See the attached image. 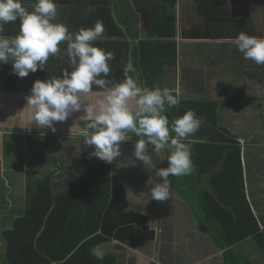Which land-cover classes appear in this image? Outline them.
Wrapping results in <instances>:
<instances>
[{
	"label": "crops",
	"instance_id": "1",
	"mask_svg": "<svg viewBox=\"0 0 264 264\" xmlns=\"http://www.w3.org/2000/svg\"><path fill=\"white\" fill-rule=\"evenodd\" d=\"M35 2L36 0H22L23 6L29 10H32ZM55 2L57 22L67 25L72 33L78 32L81 28H92L98 20L103 22L104 35L93 43L94 46L112 52L115 56L109 61L112 73L110 72L107 77L103 74L100 77L110 81V86L124 80L125 68L131 63L134 72L130 74L138 76L141 86L167 87L176 93L180 117L191 109L203 118L201 128L189 137L196 140L187 141L192 147V160L198 173V181L208 184L219 200L234 210L238 227L247 235L243 242L233 246L238 258L245 263L264 264V65L244 59L232 39L241 31L250 36L264 38V6L261 5L264 0H55ZM173 15L176 19V30L174 29V36H169L166 34L168 26L166 20H171ZM169 27L168 32H173L171 26ZM3 28L0 35L15 36L19 32L20 22L19 20L9 22ZM163 32L165 35L161 34ZM66 47V43L62 42L60 48ZM142 52L150 57L147 64L152 63L149 77L143 79L139 77L133 63L135 59L139 60ZM55 56H50L44 69L45 77L42 74L41 81L55 77V69H58L61 60L68 64L71 71L73 70L63 51ZM174 59L175 64L172 62ZM113 61H116L114 64L118 68H113L114 65L111 64ZM0 68V76H4L11 72L12 64L11 62L0 64ZM49 68L51 74H48ZM35 81L36 79L28 80L27 77L17 81L3 79V82H12L7 89L2 88L3 91H0L3 95V98L0 96V100L9 118L19 122L18 107L23 104V98L27 102L33 87L28 85H33ZM103 91L93 90L95 95H84L81 100L83 103H93L98 107L99 102L104 99ZM5 95H11L13 100L11 104H6ZM17 95H20L21 100H18ZM86 98L90 99L86 101ZM96 99H99L98 102ZM129 106L138 110L135 99L129 101ZM75 114L85 113L81 110ZM87 121L80 125L81 129L85 130ZM0 131L16 133V125L5 127L0 121ZM223 131L229 132L232 139H235V145L224 149L222 143L215 141L221 138ZM58 141L61 144L62 139L58 138ZM129 141L136 143L137 139L132 137L124 144ZM3 143L5 149L0 147V186L6 192L9 207L14 206V203L20 205L23 202L22 194L27 198V215L17 220L26 217L30 221L41 223L42 216L33 215L35 211L40 210L46 212L43 216V227L52 216L55 223L56 221L61 223L53 224L54 226L80 227L83 203L81 185L76 184L63 196L56 198L48 195L46 189L44 194L48 201L44 204L45 201L42 199L39 204L36 201L37 196L32 193L36 186L43 189L44 186H50L52 175L43 179L39 169H28V163L22 161L14 146L16 142H12L10 146ZM168 152L170 154L169 150ZM121 153V156L117 157L119 160L115 159L111 163L115 175H122L119 173L123 151ZM130 161L133 164H142L136 160L134 154L131 155ZM116 169L119 171H115ZM153 174L148 169L142 172L137 170L135 174L127 175L128 177L122 175V179L129 197L133 194V205L139 207V211H142V208L146 209L144 212L148 226L158 231L163 229L166 237L159 243L149 242L144 248L131 249L125 246L124 248L133 252L138 260L145 259L146 264H225L226 250L221 249L200 230L194 202L182 198V195L192 188L190 183L182 181L183 176L169 177L170 198L163 202L156 200V209L150 205L146 207L141 205L140 197L143 195L150 198V203H155L151 200L150 191L154 186L151 179H157V182H162V179ZM128 179L134 181L132 192L129 190ZM69 199H73V204H67ZM3 204V207L0 206L2 211L7 206ZM197 209L200 210L199 205ZM31 212L33 213L30 215ZM162 244H165L164 248ZM115 245L119 243L107 240L94 249V254L99 259H105L112 253L111 249Z\"/></svg>",
	"mask_w": 264,
	"mask_h": 264
},
{
	"label": "clouds",
	"instance_id": "2",
	"mask_svg": "<svg viewBox=\"0 0 264 264\" xmlns=\"http://www.w3.org/2000/svg\"><path fill=\"white\" fill-rule=\"evenodd\" d=\"M17 20L20 22L17 35H0V64L11 62L13 74L23 78L44 70L50 56L63 51L73 67L71 72L65 70L60 77L34 82L27 102L28 107L35 109V125L55 133L56 122H65L83 110L85 114L79 120L88 118L91 121L83 133L85 145L94 148L90 156L108 163L121 156V143L132 138L129 133L139 137L134 157L152 170L156 166L152 165L150 149L157 155L169 150L168 167L155 171L162 182L151 179L154 186L150 191L154 200H169V177L191 175L195 170L192 147L187 141L201 128L203 118L189 109L170 123L166 106H176L178 96L167 87L141 86L138 76L130 74L134 72L131 63L125 68L124 80L109 87L111 82L100 77L110 73L109 61L114 55L93 43L104 35L102 21L98 20L92 28L72 33L67 25L57 22L55 0H36L32 10L23 6L22 0H0V33L5 24ZM232 39L244 59L264 65V38L241 31ZM62 42L66 43V49L60 48ZM93 85L104 90V99L98 107L81 100L84 95H95ZM133 99L138 110L129 106Z\"/></svg>",
	"mask_w": 264,
	"mask_h": 264
},
{
	"label": "trees",
	"instance_id": "3",
	"mask_svg": "<svg viewBox=\"0 0 264 264\" xmlns=\"http://www.w3.org/2000/svg\"><path fill=\"white\" fill-rule=\"evenodd\" d=\"M261 5L264 6V3ZM166 21L168 24L166 34L174 36V29L176 30L175 16L173 15L171 20ZM169 26L173 32H168ZM161 34L165 35L164 32ZM149 59V55L142 52L139 60L133 61L135 70L141 79L149 77V69L152 66V63L147 64ZM115 62L113 61L111 64L114 65L113 68H118L114 64ZM172 62L175 64L176 59ZM60 63L58 69H55V77L62 76L65 70L71 71L64 60H61ZM111 70L110 68V72ZM44 72L45 70H38L35 73H29L27 78L28 80H41L42 74L45 77ZM48 74H51V69ZM1 77L8 81L21 79L18 75L13 74V70ZM23 78L26 79V77ZM3 84L5 87H9L12 82H3ZM32 86L31 84L28 85V87ZM146 86L148 85L146 84ZM160 88L162 87L160 86ZM98 89L100 88L93 85L92 91ZM173 94L176 95V93ZM166 109L170 123L180 117L177 105L172 108L166 106ZM89 122L91 121H87L86 124ZM129 135L133 139H139L135 134L129 133ZM84 139L83 134H77L70 141H64L58 159V169L50 178V186H44V189L36 186L35 191H33V194L37 196L36 201L40 204L41 200L44 199V204H46L48 199H45L47 196H45L44 190L47 189L48 195L56 198L63 196L76 184H80L83 201L80 227H54L53 224L60 222L56 221L55 223L53 216L49 219L48 224L43 227V216L46 212L40 210H34L33 215L42 216L41 223L35 222V220L30 221L26 217L17 220V218L27 215L26 208L18 204L15 205V203L14 206L9 207L10 202L7 200L6 192L0 186V206L2 203L4 206L7 205L5 206L6 209L3 210L7 213L3 216L0 224V239L5 243V253H0V264H125L121 253L125 249L124 246L140 249L147 246L149 242L156 241L159 243L161 239L162 241L165 239L166 233L163 229L158 231V229H152L148 226L147 216L144 212L146 209L142 208V211H139V207L136 208L131 203L122 175L113 173L111 163L91 157L90 153L94 148L85 145ZM188 139L196 140V138ZM234 140L229 132L223 131L221 138L215 141L222 143L226 149L228 146L235 145ZM161 153L164 157L170 155L167 149ZM150 155L152 165L156 166V169L162 168L159 166L160 160L154 150L151 151L150 149ZM146 169L155 175L156 169L152 170L151 166H145ZM182 181L187 184L190 183L192 188L194 187L193 189L189 188L190 191H186L182 198L194 202L195 216L200 230L206 233L221 249L226 250L225 264H250L242 262L233 249V246L247 238L245 232L238 227L234 210L219 200L208 184L198 181V173L195 170L191 175L183 176ZM72 200L69 199L67 204H73ZM198 205L200 210L197 209ZM163 210L166 209L163 207ZM0 211L2 210L0 209ZM107 240L110 242L115 240L119 245H115L111 249L113 250L112 253L105 259H99L94 254V249ZM164 247L165 244H162V248Z\"/></svg>",
	"mask_w": 264,
	"mask_h": 264
},
{
	"label": "rangeland",
	"instance_id": "4",
	"mask_svg": "<svg viewBox=\"0 0 264 264\" xmlns=\"http://www.w3.org/2000/svg\"><path fill=\"white\" fill-rule=\"evenodd\" d=\"M2 88L7 89L8 87L4 86L3 78L0 76V91H3ZM13 91H16V90H13ZM0 96L3 98L2 93L0 94ZM17 96H18L17 97L18 100H21L20 95H17ZM89 99L90 98H86V101H88ZM92 99L93 98H91V100ZM98 100L99 99H96V102H98ZM4 101L8 105L11 104L13 102L11 95L9 96L5 95ZM2 103H3L2 100H0V104H1L0 105V121L4 124L5 127L7 126L13 127L14 125H16V133L9 132V131H0V147L4 148L3 142H5L6 143L5 145L7 146H10L12 142H16L14 146H16L17 154L23 159L22 161L25 164L28 163L29 165L28 169L29 168L39 169L41 171L39 172V174H41V177L43 179L44 178L46 179L50 175H53L54 172H56L58 169V159L61 153L62 144L65 143L64 141L66 142L70 141L77 134H83L86 128L85 130L81 129L80 125H82L84 121H87L88 118H81L79 120V117L83 115L73 114L65 122H56L55 127L57 130L55 133H53L50 129H42L35 125L34 119H33L35 109L30 106L28 107V102L24 101V98H23V104L20 105L21 107L20 106L18 107L19 110H18L17 119L19 120V122H17L16 119L9 118V115L7 114L6 110H4V104ZM26 111L28 112L29 115L26 114L27 113ZM24 129L26 132L24 131ZM8 134H15V135H8ZM58 138L62 139L61 144H59ZM10 141L12 142L10 143ZM124 143L125 142L121 143V151H123V158L121 159V162H119L121 169L120 171L118 169H116L115 171L118 170L119 173L125 176L127 175L130 176L132 174H135L137 170L141 172L144 171L145 166L142 167V164L141 165L133 164L130 161L131 155L134 154L135 143L130 142V141L126 144ZM157 158L160 160L159 166H161L162 168L168 167V165L166 164V161H164L165 157L164 155H162V153L157 155ZM23 178L25 177L23 176ZM130 179H128V183L130 184L129 190L132 192L133 190L132 186L134 185L133 184L134 181H131ZM27 189L28 188H26V190ZM25 197L26 196L22 194L23 202L21 204L19 203L24 208H26V201H27V198ZM147 197L148 196H145V195L140 197L141 205L144 207H146L147 205H150L151 208H155V207L157 208V201L152 199L151 197V200L155 201V203L152 204L150 203V198L148 197V200H147ZM130 198H131V203L133 204V199H134L133 194ZM6 213H7L6 211H0V224L3 220V216ZM0 253H5V243L3 242L2 239H0ZM121 253L124 258L123 261L125 264H146L145 259L141 258L138 260L135 254L133 252H129L128 249L126 248Z\"/></svg>",
	"mask_w": 264,
	"mask_h": 264
}]
</instances>
